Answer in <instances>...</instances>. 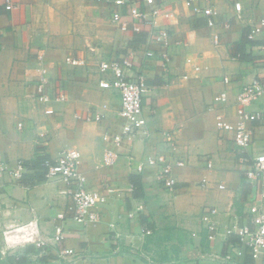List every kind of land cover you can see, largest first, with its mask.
Wrapping results in <instances>:
<instances>
[{
    "label": "crops",
    "instance_id": "crops-1",
    "mask_svg": "<svg viewBox=\"0 0 264 264\" xmlns=\"http://www.w3.org/2000/svg\"><path fill=\"white\" fill-rule=\"evenodd\" d=\"M160 1L175 13L176 23L164 19L169 44H153L154 55L147 57V33L122 32L112 23L114 6L108 0H14L11 10L0 0V162L13 165L22 158L30 174L38 155L55 160L63 150L76 148L88 188L107 198L95 208L96 221L80 223L59 179L32 181L25 175L17 182L7 171L1 173L0 238L2 230L13 238L24 229L23 237L13 241L40 239L34 244L40 248L27 253L24 264L255 263L251 250L227 230L249 222L248 210L259 187L243 175L241 157L248 154L241 153L231 133L217 130L209 107L225 89L233 104L244 82L264 76V33L251 37L257 43L247 45L250 59H241L235 47L244 31L250 36L253 24L264 16V0H240V14L234 0H199L220 12L214 28L183 0ZM226 19L230 27L222 24ZM214 34L220 37L218 45ZM133 51L131 74H143L150 85L143 106L146 125L137 137L115 146L104 136L121 130V98L117 91L100 87V64ZM68 57L85 58L86 64L73 66ZM41 64L48 70L50 92L63 90L66 101L45 105L34 97ZM225 77L231 81L226 83ZM48 108L53 111L46 112ZM251 109L264 111V97ZM84 110L103 118L76 119L75 113ZM226 111L234 114L235 108ZM107 148L121 153L112 165L103 160ZM263 150L264 119L253 123L249 152ZM160 153L185 162L174 168L173 189L159 181V167L137 173L126 158ZM132 174L141 176V197L134 196ZM210 207L218 210L211 239L202 219ZM16 226L19 230L9 231ZM58 227L67 236L60 245L54 240ZM63 248L73 254L63 255Z\"/></svg>",
    "mask_w": 264,
    "mask_h": 264
},
{
    "label": "built area",
    "instance_id": "built-area-1",
    "mask_svg": "<svg viewBox=\"0 0 264 264\" xmlns=\"http://www.w3.org/2000/svg\"><path fill=\"white\" fill-rule=\"evenodd\" d=\"M113 4L111 20L122 32L142 34L147 33L149 49L146 56L154 55L153 44L167 46L169 30L162 24L165 18H169L176 23V15L169 10L163 1L160 0H108ZM8 10L15 7L14 0H4ZM185 6L192 10L197 16H204L207 26L214 28L219 22L220 12L213 5H203L199 0H183ZM234 7L238 14L243 10L240 0H234ZM222 24L230 27L231 22L226 19ZM250 37L264 33V16H262L252 26ZM219 35L214 34V43L219 44ZM136 52H131L128 56L112 58L102 61L100 73L102 75L99 85L104 89H112L119 93L121 107L118 116L122 118L121 130L112 135H105L106 141H112L115 146H121L126 139L135 138L144 130L146 120L143 115L144 98L150 85L143 74H131L135 68ZM166 61L170 60L169 54L163 52ZM39 59L43 57L39 55ZM67 63L73 66H84L85 58L68 57ZM224 81L229 83L231 79L225 77ZM34 97L42 104L48 105L51 101L64 102L68 99L63 90L50 92V77L44 64L40 65V73L34 83ZM264 97V76H253L241 85L236 95L235 102L232 104L228 90L220 91L214 96L213 103L209 107L215 116V125L220 133H231L232 139L243 155L241 162L243 175L247 181L251 182L259 189L251 202L248 210L249 222L243 226L234 225L228 228L229 234L236 233L242 248L250 249L254 258V264H264V150L257 154H250L249 149L253 145V123L264 119V111L251 109L254 102ZM234 106L235 113L226 111L227 108ZM51 108L46 112H52ZM76 119L83 122H98L103 116L93 110L77 111ZM171 137V136H170ZM169 137V138H170ZM170 141H173L170 138ZM119 152L113 148H107L103 157L106 164L116 163L120 157ZM128 165L137 173H143L147 167H159L158 179L169 189H173L176 180L173 177L175 166H184L182 160H172L167 154H154L145 158H139L135 154H127ZM82 160L81 152L76 148L63 150L55 160L47 161L44 165L47 168V179H59L66 186L64 193L70 195L73 200L71 209L74 211V219L80 223L93 222L98 219L95 208L106 201V196L100 191L91 190L87 186V177L80 170ZM212 167V162L208 161V168ZM7 171L8 174L17 182H21L24 175L28 173L29 166L25 160L20 158L13 165L0 162V174ZM223 187V186H221ZM108 191L113 192L112 188ZM215 207L208 208L202 219L208 231V238H213L218 225L214 220L217 214ZM63 217V215H60ZM31 224L27 226L30 227ZM148 234L151 232L147 230ZM66 234L62 227L56 228L54 240L57 245L66 239ZM13 241V240H12ZM63 255H72L70 248L61 250Z\"/></svg>",
    "mask_w": 264,
    "mask_h": 264
},
{
    "label": "trees",
    "instance_id": "trees-1",
    "mask_svg": "<svg viewBox=\"0 0 264 264\" xmlns=\"http://www.w3.org/2000/svg\"><path fill=\"white\" fill-rule=\"evenodd\" d=\"M202 23V22H201ZM257 41L253 40L250 36H249V32L248 30L244 31L243 37L240 41H238L235 44L236 50H237V55L241 58V59H250L251 57H253L251 54H249L247 52V45H254L256 44ZM47 161H51V157L48 154H40L38 155L34 162V165H32L33 167V173H26V177L28 176L32 181H42L47 179L46 178V173H47V168L44 165L45 162ZM31 167V168H32ZM24 175V177H25ZM25 177V178H26ZM130 180L131 183L133 185V189H134V196L136 197H141L143 195V189H142V184H141V176L137 175V174H132L130 176ZM40 246L38 245H29L26 249V252L24 255H13V256H9V262L11 264H24V263H28V257H27V253H30L34 250L39 249Z\"/></svg>",
    "mask_w": 264,
    "mask_h": 264
},
{
    "label": "rangeland",
    "instance_id": "rangeland-1",
    "mask_svg": "<svg viewBox=\"0 0 264 264\" xmlns=\"http://www.w3.org/2000/svg\"><path fill=\"white\" fill-rule=\"evenodd\" d=\"M28 224H23L22 226H25ZM20 226H16L15 228L10 229L9 231L18 229ZM12 233H10L11 235ZM7 233L5 234L4 231L2 230V234H1V238H0V264H9V256H13L15 254H20L21 251H24L23 249L26 248V246L28 247L29 245H33V244H37L38 242L40 243V239H38V237L36 239L37 240H26V238L24 237V239L26 241H22V240H18V241H12L13 238L7 239ZM30 238V236H28V239Z\"/></svg>",
    "mask_w": 264,
    "mask_h": 264
},
{
    "label": "bare ground",
    "instance_id": "bare-ground-1",
    "mask_svg": "<svg viewBox=\"0 0 264 264\" xmlns=\"http://www.w3.org/2000/svg\"><path fill=\"white\" fill-rule=\"evenodd\" d=\"M16 230H19V229H16ZM23 230H24V229H23ZM23 230L20 229L19 232H21V233L18 232V233H16L17 235L15 234V236H16L17 238H21V237H23V236L21 235V234H23ZM25 231H26V230H25ZM27 231H28V230H27ZM11 236H12V235H10V233H9V235H7V237H8L9 240H10V238H12ZM15 236H14V238H16ZM29 239H30V238H29ZM16 241H17V240H16Z\"/></svg>",
    "mask_w": 264,
    "mask_h": 264
}]
</instances>
